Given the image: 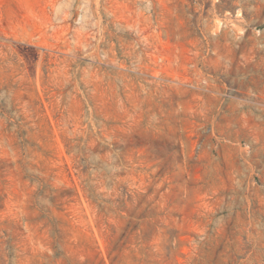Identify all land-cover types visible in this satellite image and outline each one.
<instances>
[{
	"label": "rangeland",
	"instance_id": "obj_1",
	"mask_svg": "<svg viewBox=\"0 0 264 264\" xmlns=\"http://www.w3.org/2000/svg\"><path fill=\"white\" fill-rule=\"evenodd\" d=\"M0 264H264V0H0Z\"/></svg>",
	"mask_w": 264,
	"mask_h": 264
}]
</instances>
